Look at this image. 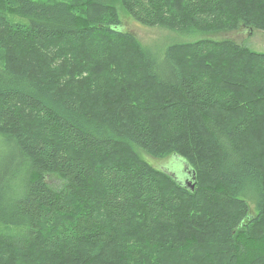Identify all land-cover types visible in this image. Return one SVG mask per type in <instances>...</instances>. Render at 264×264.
<instances>
[{"label":"trees","instance_id":"obj_1","mask_svg":"<svg viewBox=\"0 0 264 264\" xmlns=\"http://www.w3.org/2000/svg\"><path fill=\"white\" fill-rule=\"evenodd\" d=\"M119 5L182 37L264 31V0H0V264H264V53L145 46Z\"/></svg>","mask_w":264,"mask_h":264},{"label":"rangeland","instance_id":"obj_2","mask_svg":"<svg viewBox=\"0 0 264 264\" xmlns=\"http://www.w3.org/2000/svg\"><path fill=\"white\" fill-rule=\"evenodd\" d=\"M76 1V0H73ZM87 8L85 9V11ZM118 10L121 16L122 26L126 32L132 33L137 40L142 45L149 47H159V50L166 44H174L180 42H192L198 40L201 37H208L211 39H230L238 44H245L250 51L256 53H264V31L253 29V28H243L238 32L228 33L224 32L221 34H212L208 36H191V37H182L177 33L166 31L160 28H152L139 24L134 21L127 13L124 12L122 6H118ZM138 155L144 162L149 163L156 170H168L174 174L176 180L180 183H183L187 180L190 172L186 170L185 161L175 155L166 157L165 159H157L149 154L145 153L142 150L137 151ZM187 169H189L187 167ZM47 181L51 186L59 188L61 181L56 177H47ZM251 214L255 216V206L250 204ZM203 253V252H200Z\"/></svg>","mask_w":264,"mask_h":264},{"label":"water","instance_id":"obj_3","mask_svg":"<svg viewBox=\"0 0 264 264\" xmlns=\"http://www.w3.org/2000/svg\"><path fill=\"white\" fill-rule=\"evenodd\" d=\"M185 165H186V170H190L191 173L189 174L187 180L184 181L183 183L178 182L176 180V178L174 177V174L171 173L170 171H168V170H163V171L166 172L168 175H170L173 179H175V181L178 184L183 185L185 188H189V189L193 190L195 187V183H196V175H195V172L193 170H191V168L189 167V165L186 162H185ZM187 167L189 169H187Z\"/></svg>","mask_w":264,"mask_h":264}]
</instances>
